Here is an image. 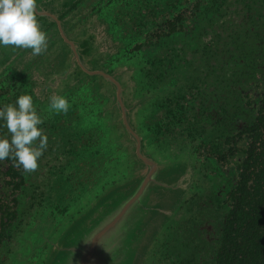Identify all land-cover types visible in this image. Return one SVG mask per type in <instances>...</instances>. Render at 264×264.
<instances>
[{
    "label": "flooded vegetation",
    "instance_id": "flooded-vegetation-1",
    "mask_svg": "<svg viewBox=\"0 0 264 264\" xmlns=\"http://www.w3.org/2000/svg\"><path fill=\"white\" fill-rule=\"evenodd\" d=\"M133 5L134 9L129 10L128 4L129 9L111 16L127 22L131 30H125L123 34H128L122 39L110 31L109 41L97 43L100 50L97 45L92 50L97 56L92 57L89 49L77 42L76 48L59 50L56 63L41 72L43 78L50 79L44 87L49 97L44 100L35 94L31 85L19 79L14 68L30 55L12 56L11 50L10 56L0 49V107L14 103L22 94L31 95L34 107L44 120L39 127L48 136V148L38 161L39 169L35 173L27 174L22 168L14 167L11 159L0 161V264H6L9 259L11 251L6 252L5 246L13 241L14 231H18L19 227L15 226L20 220L19 206L23 198L31 208H40L39 199H45V190L49 188L68 190L76 185L81 195L93 186L89 183L92 179L82 173L81 156H88V151L91 156L98 155L92 143L97 141V132H101L90 120L87 108L93 100L92 106L98 110L109 107V102L95 97V89L106 91L110 87L105 85L106 89L102 85L109 84L108 81L82 70L76 61L78 58L92 71L116 69L125 62L139 61L142 77L150 79L146 88H150L151 95L159 94L157 98L154 93L155 99L151 102L155 113L142 114L148 122L141 123L148 125L149 131L153 128L156 134L170 133L188 143L192 156L208 161L212 171L205 174L207 177L221 175L231 167H235L238 175L236 162L240 163L242 157L237 152L244 146L242 135L247 137L249 132L237 131L233 137L223 140L221 129L242 121V107L237 103L241 81H257L264 72V0H133ZM74 10L69 13L76 14L81 9ZM97 21L107 22L101 15ZM92 30L96 31V27ZM63 60L68 64L60 65ZM53 95L69 101L67 114L49 110ZM243 95L245 107L253 108V101L260 95L264 97V85L257 83ZM143 104L140 100L139 109ZM0 137L10 139L6 128L0 127ZM33 183L38 185L36 189ZM53 213L64 216L67 209L53 207Z\"/></svg>",
    "mask_w": 264,
    "mask_h": 264
},
{
    "label": "water",
    "instance_id": "water-1",
    "mask_svg": "<svg viewBox=\"0 0 264 264\" xmlns=\"http://www.w3.org/2000/svg\"><path fill=\"white\" fill-rule=\"evenodd\" d=\"M109 1L113 2L112 6L108 5ZM36 2L37 20L41 30L48 37V47L43 54L34 56L35 59L25 65L22 64L23 70H17L19 79L26 85L33 82L31 70L45 71L48 65L56 63L58 57L55 55L59 50L67 49L69 46L72 49L76 48V42L89 49L92 57L97 56L92 50L96 45L100 50L101 46L97 44V36L92 40L93 37L89 34L92 27H96V31L101 29L107 39L110 31L116 32L122 39L123 35L128 34L123 32L131 30L127 22L111 18L112 15L117 16L119 10L125 11L127 0H36ZM74 9L81 10L76 14L69 13L75 12ZM100 15L106 17V23L97 21ZM91 17L93 18L90 19ZM108 25L110 27L107 30ZM81 26L84 28L79 32L80 36L75 37L73 33ZM118 28L122 31L119 32ZM0 49L8 54H11L9 51L12 50V54L16 56L27 53V49L16 50L14 46L0 45ZM76 61L88 75L99 76L109 82L102 83L106 89L105 85L110 87L108 90L95 89V97L106 100L110 106L98 110V107L92 106L95 103L93 100L87 108L88 116L98 125L102 143L115 139L119 141L121 149L128 141L134 143L132 152L134 162L131 166L129 164L128 168L124 164L123 166L129 176V173H134L132 176H135L95 198L101 179L105 177L109 183L111 177L104 176L92 167L91 152L88 151V156H81L82 173L84 177L92 179V182H89L93 185L92 188L83 191L81 195L80 187L76 185L68 190L59 187L53 190L49 188L46 190L45 199H39L40 208H31L26 202L27 199L23 198L19 206L21 224L19 228L17 227V232L12 231L13 242L6 244V252L11 251L15 239L21 237L20 247L24 254L19 253L21 256L19 264H38L39 260L41 264H160L161 261L164 263L169 246L177 257L172 264H216L229 216V205L224 202L237 182L235 167L227 169L221 175L203 178L210 183L207 190L197 186L198 171L190 161L187 164L188 170L184 171L182 167L178 169L176 164L173 165L174 162L160 164L148 158L142 152V114L155 113L154 109L147 110L146 106L151 105L155 99L154 93L157 98L159 94L154 92L151 95L150 88L149 90L146 88L150 79L142 77L140 71L142 64L137 60L129 61L115 69L108 68L106 62L108 69L92 71L83 66L82 58ZM67 64L66 60L60 63ZM127 72L131 73L133 85L126 84L124 76ZM43 79L46 83L50 80ZM70 82L75 83L72 80ZM83 84L81 87H85ZM130 99L132 101H129ZM140 100L145 105L139 109ZM254 121L255 115L252 118L244 117L237 124V128L242 131L245 127L252 126ZM231 129L235 131V128ZM101 151L103 150L100 148L97 150ZM113 158L108 159L110 167L113 165ZM132 167H136L137 170ZM33 186V189L38 187L34 183ZM58 188L60 191H57ZM194 190L198 193L189 199ZM70 194L80 196L79 200L86 202L87 207L82 206L69 221L63 218L67 214L56 215L57 221L54 223H49L48 219L37 220L43 219V215L48 216L43 210L48 208L53 211L52 205H55V202H60L64 208L70 206L74 202L69 200ZM175 208L178 213L174 211ZM184 209L187 215L182 214ZM193 212L197 220L192 217ZM29 227L32 230L27 233ZM162 231L167 234L166 241L154 250L155 240ZM150 255L154 257L152 263L148 262Z\"/></svg>",
    "mask_w": 264,
    "mask_h": 264
},
{
    "label": "rangeland",
    "instance_id": "rangeland-1",
    "mask_svg": "<svg viewBox=\"0 0 264 264\" xmlns=\"http://www.w3.org/2000/svg\"><path fill=\"white\" fill-rule=\"evenodd\" d=\"M127 5L130 4L131 5V9H134V5H133V0H127ZM128 10V11H129ZM93 17H91L90 19H92ZM89 19V20H90ZM97 23V21L95 22ZM84 27H78L77 31H75L73 33V35L75 37L80 36L79 32L81 31V29H83ZM93 33V34H92ZM90 35L96 34L97 36V40H98V44H103V42H108L109 39H107L106 35L103 34V32L101 31V29H99L98 31L95 30H91V33H89ZM95 38V36H94ZM93 38V40H94ZM30 52L29 54L26 53H21L20 56H22L23 54H25V56H29V58H25L23 60V62H19L16 67L17 70H23L24 68L21 67L22 64H27L30 62V60L35 59L34 55H32V51H30V49H27L26 52ZM10 54V53H9ZM7 54V55H9ZM4 56H6V54H4ZM11 56V54H10ZM12 56H16L13 55ZM19 56V55H18ZM121 70V69H120ZM42 71H36L35 69L30 72V76L32 78V84H31V88L32 90L34 89L35 94H39L40 97L42 98V100L47 99L49 97L48 94L45 93V85H46V80L43 79V76L41 75ZM125 72V71H124ZM130 72H127V74L124 76V79L126 80V84H131L133 85V83L131 82L130 79ZM121 76V74H119ZM35 76L36 79L33 77ZM53 82V81H51ZM129 101H132V99H130ZM147 110H151L152 105H148L146 106ZM134 119L136 120V117H134ZM145 120V122H148V118H142V121ZM142 127V132H141V138L144 141V145H143V149L142 152L145 156H147L148 158L154 160L155 162H159L160 164H167V163H171L174 162L173 165H177L178 169L180 167L183 168V170H188L187 169V164L190 161L191 164L194 165V167L196 168V171H198V177H197V186H202L204 189H209L210 187V183L203 180V178L208 179L209 177H207L205 174H209L211 173V169L209 168V164L208 161L206 162L205 160H200V158L198 159L197 156L194 157V155L192 156L193 150L188 146V143L183 142L181 138L179 137H174L172 134L170 133H166V132H162L159 134L154 133V129L152 128L149 131V126L144 123L141 124ZM135 128V127H133ZM151 132V133H150ZM98 138L97 141L94 143H92V145L95 146V152L100 148L103 151L98 152L97 156H91L90 157V162L92 167L96 170V171H100L102 174H104V176H110V180L109 183L108 181L105 179V177L103 179H101V181L99 182V186L96 189V197L102 195L103 193L107 192L109 189L115 187L116 185H121L126 181H129L132 177L134 176H129L124 169L123 164L125 165L126 168H128L129 164L131 166L132 162H134L133 158H132V152L134 150V143L131 141H128L127 144L124 145V148L121 149L120 148V143L118 140H109L105 143H102L101 140V134L99 133V131L97 132ZM179 155V156H178ZM110 157H114L113 158V165L112 167H110L109 163H108V159ZM128 160V161H127ZM212 167V166H210ZM135 170H137L136 167H132ZM77 169H80V166L77 165ZM227 171V170H226ZM185 173V172H184ZM205 175V177H204ZM216 176V175H215ZM211 177H214L213 175ZM196 186V185H195ZM46 192V190H45ZM198 192H196V190H194V192L192 194H190L189 199H191L193 196V194H197ZM51 195H53V193H51ZM56 195V194H55ZM80 196H77L76 194H70L69 195V200H74V202L68 206L67 209V215L65 218L67 221L71 220V217L73 215H75L79 209L84 206L87 207L86 202L84 201H80ZM188 199V200H189ZM187 200V201H188ZM55 202V201H54ZM53 207H56L57 209H59V207L62 209V211L64 210L62 204L60 202H55V205H52ZM174 211L176 213H178L177 209L175 208ZM44 213H48V216L43 215V219H37L38 221H44L46 219L49 220V223H54L57 221L56 219V215L51 211L48 210V208H45L43 210ZM59 213V212H58ZM182 214H186L187 212L184 210H182ZM65 216V215H64ZM189 216V215H188ZM192 217L197 220V217L195 216V212H193ZM174 218H176V216H174ZM32 230L31 227H29L28 232ZM185 233V231L183 232V234ZM166 237L167 234L165 232H160L157 239L155 240V245L153 247V249H157L159 247H161V244L164 243L166 241ZM20 238L21 237H17L14 241V246L11 248V252L9 253V259L6 262V264H19V258L20 256V252L24 254V250L21 249L20 247ZM13 242V241H12ZM193 252V250H192ZM175 252L172 248H170V246L167 248V253L164 257V263L161 261L160 264H172L174 262V259H176V255H174ZM154 259V257H151V255L148 258V262L152 263L151 261ZM183 263V262H182ZM38 264H41L40 260L38 262Z\"/></svg>",
    "mask_w": 264,
    "mask_h": 264
},
{
    "label": "trees",
    "instance_id": "trees-1",
    "mask_svg": "<svg viewBox=\"0 0 264 264\" xmlns=\"http://www.w3.org/2000/svg\"><path fill=\"white\" fill-rule=\"evenodd\" d=\"M112 4L109 1L108 5ZM125 9H129L127 4ZM241 83L237 103L242 107V119L255 115V121L242 131L237 125L221 129L223 140L233 137L237 131L249 132V135H242L244 146L237 152L242 157L240 163L236 162L237 182L224 202L229 205V216L216 264H264V97L258 96L253 101V108L249 109L245 107L243 95L257 83L264 85V72L257 81L242 80ZM257 107H260L258 113ZM230 128H235V131ZM232 154L235 155L234 152ZM20 224L18 221L15 227H20Z\"/></svg>",
    "mask_w": 264,
    "mask_h": 264
},
{
    "label": "clouds",
    "instance_id": "clouds-1",
    "mask_svg": "<svg viewBox=\"0 0 264 264\" xmlns=\"http://www.w3.org/2000/svg\"><path fill=\"white\" fill-rule=\"evenodd\" d=\"M37 15L36 0H0V45L31 49L34 56L43 54L48 37ZM69 107L65 97H50V111L67 114ZM43 123L31 95L22 94L14 103L0 107V127L6 128L10 137H0V161L11 159L14 167L27 174L35 173L48 148V136L39 127Z\"/></svg>",
    "mask_w": 264,
    "mask_h": 264
}]
</instances>
